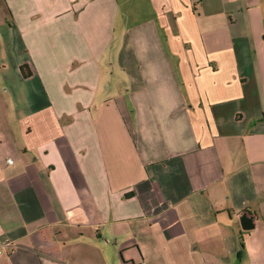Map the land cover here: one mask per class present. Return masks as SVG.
Wrapping results in <instances>:
<instances>
[{
	"label": "crops",
	"instance_id": "obj_1",
	"mask_svg": "<svg viewBox=\"0 0 264 264\" xmlns=\"http://www.w3.org/2000/svg\"><path fill=\"white\" fill-rule=\"evenodd\" d=\"M0 264H264V0H0Z\"/></svg>",
	"mask_w": 264,
	"mask_h": 264
},
{
	"label": "rangeland",
	"instance_id": "obj_2",
	"mask_svg": "<svg viewBox=\"0 0 264 264\" xmlns=\"http://www.w3.org/2000/svg\"><path fill=\"white\" fill-rule=\"evenodd\" d=\"M142 2V6L144 8H146V0H140ZM129 5L130 7H132L133 5L131 3H124V6H127ZM122 7V6H121Z\"/></svg>",
	"mask_w": 264,
	"mask_h": 264
},
{
	"label": "built area",
	"instance_id": "obj_3",
	"mask_svg": "<svg viewBox=\"0 0 264 264\" xmlns=\"http://www.w3.org/2000/svg\"><path fill=\"white\" fill-rule=\"evenodd\" d=\"M2 246H4V247H9V246H10V243H9V242H4V243L2 244Z\"/></svg>",
	"mask_w": 264,
	"mask_h": 264
}]
</instances>
